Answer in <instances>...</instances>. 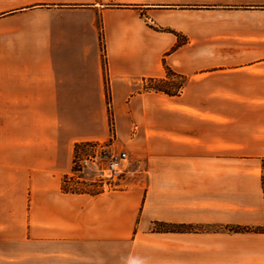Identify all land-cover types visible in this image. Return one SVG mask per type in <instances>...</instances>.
Returning <instances> with one entry per match:
<instances>
[{
    "label": "crops",
    "instance_id": "0c3cea01",
    "mask_svg": "<svg viewBox=\"0 0 264 264\" xmlns=\"http://www.w3.org/2000/svg\"><path fill=\"white\" fill-rule=\"evenodd\" d=\"M88 141L125 188L62 190ZM263 173L264 0H0V263L264 264Z\"/></svg>",
    "mask_w": 264,
    "mask_h": 264
},
{
    "label": "rangeland",
    "instance_id": "374dc122",
    "mask_svg": "<svg viewBox=\"0 0 264 264\" xmlns=\"http://www.w3.org/2000/svg\"><path fill=\"white\" fill-rule=\"evenodd\" d=\"M177 81H178V78H175V79L171 78L170 81H167L165 83L164 82H149V81L145 82V81H143L141 83V87L143 88V87H148V86H153V85H161V86H169V87L173 86L174 87V85L177 83ZM107 110H108V117H109V119L112 118V122H113V117H112V114H111V111L109 108V101L107 102ZM110 129L112 131L113 126L110 127ZM92 142L94 143L97 141L83 142V143L78 144L74 147L72 168H71V172L63 178V184H62V187L64 188V189L62 188L63 191L96 194L99 192L121 190V189L126 187L127 180H125V179L129 175V172L127 174H125L121 179H116L114 181H110L111 187L107 190H103L101 188V185L97 184L96 181H94V178H96V176L99 172L94 168V166H92L89 163L88 164H86V163L75 164L76 159L82 158L86 153L89 152V150H90L89 145ZM104 142L107 143L106 141H104ZM116 151H119V149ZM129 160H130V158H129ZM130 166H131V164H130ZM263 177H264V173L261 176L262 188H263V184H264ZM263 192H264V190H263ZM236 227L237 226H234L233 228H236ZM239 228H238V230H246V229H252V230H257V231L258 230L260 231V229L264 230V227L258 229V228H249V227L247 228L245 226H240ZM27 248H30V247H21V249H20L21 255H20L19 259H25L26 256L23 253L27 251ZM0 249H9V251L12 252L11 247L9 248L7 246H0ZM31 257H32V260L29 264H43L40 261L38 255L35 256L34 254H32ZM9 261L10 262H7V263L3 262L0 264H19V262H16L17 260H14L12 262V259H10ZM20 264H22V263H20ZM48 264H59V263L58 262L53 263V260H52Z\"/></svg>",
    "mask_w": 264,
    "mask_h": 264
},
{
    "label": "built area",
    "instance_id": "2783aa9c",
    "mask_svg": "<svg viewBox=\"0 0 264 264\" xmlns=\"http://www.w3.org/2000/svg\"><path fill=\"white\" fill-rule=\"evenodd\" d=\"M90 150L82 158L75 160V164H91L99 171L94 181L103 190L111 187L110 181L121 179L130 171L129 155L125 151H116L105 142H92Z\"/></svg>",
    "mask_w": 264,
    "mask_h": 264
},
{
    "label": "trees",
    "instance_id": "16d2710c",
    "mask_svg": "<svg viewBox=\"0 0 264 264\" xmlns=\"http://www.w3.org/2000/svg\"><path fill=\"white\" fill-rule=\"evenodd\" d=\"M165 73H166V78L164 79H151L149 78L148 81L149 82H167L170 81L171 78H178L177 83L174 85V87H169V86H161V85H153V86H148V87H143L144 90H155V91H161L164 92L166 94H176L178 92V90L181 88L182 84H183V78L180 77V75L176 74L174 71H172L168 66L165 65ZM111 115V114H110ZM109 123H110V127H112L113 122H112V118L109 119ZM81 144V143H79ZM78 145V144H76ZM75 145V146H76ZM264 180V177H263ZM63 188V187H62ZM64 189V188H63ZM263 190H264V184H263ZM154 228H159L162 227L163 229L166 230H173V231H178V230H182V229H186V227L182 226V225H165L163 223H154ZM239 227L236 228H232L234 230H238ZM240 229V228H239ZM259 229V228H258Z\"/></svg>",
    "mask_w": 264,
    "mask_h": 264
}]
</instances>
